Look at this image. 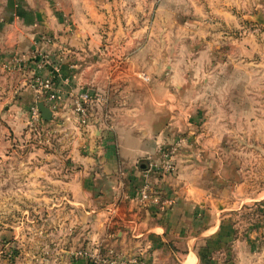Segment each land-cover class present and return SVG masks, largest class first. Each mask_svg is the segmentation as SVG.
Returning a JSON list of instances; mask_svg holds the SVG:
<instances>
[{"label": "crops", "instance_id": "1", "mask_svg": "<svg viewBox=\"0 0 264 264\" xmlns=\"http://www.w3.org/2000/svg\"><path fill=\"white\" fill-rule=\"evenodd\" d=\"M261 72L264 0H0V112L22 133L41 101L52 111L38 119L46 136L59 132L44 158L29 161L30 177L57 185L45 196L60 200L41 264H88L75 250L107 233L143 264H264L260 225L234 218L262 197H242L240 182L230 191L223 169L209 175L234 164L185 154L175 173L159 167L161 151L203 118L205 88L243 103L250 83L260 97ZM81 90L103 97L85 122L72 104ZM145 182L173 203L137 201Z\"/></svg>", "mask_w": 264, "mask_h": 264}, {"label": "rangeland", "instance_id": "2", "mask_svg": "<svg viewBox=\"0 0 264 264\" xmlns=\"http://www.w3.org/2000/svg\"><path fill=\"white\" fill-rule=\"evenodd\" d=\"M261 73L264 75V72ZM246 78L250 79L248 72ZM261 90L260 97L256 96V87L253 88L250 83L246 87L243 103L224 104L220 99L219 86L205 88L203 118L192 128V135L183 134L173 143L181 139L175 158L190 154L187 156L196 160L225 159L234 164L212 167L209 175L223 169L229 175L230 191L235 183L240 182L242 197H262L248 201L234 218L243 227L250 223L259 224L262 229L260 245H263V85ZM253 91L255 94H252ZM34 105L30 106V110ZM3 115L0 112V264H41L51 250L48 242L51 235H47L52 225L50 207L52 204L57 206L60 200L45 196L57 185L30 177L34 169L29 161L35 160V157L44 158L43 148L58 143L59 132H54L52 139H49L43 122L30 116L28 127L22 133H17ZM36 145H40L42 150H36ZM55 221L58 219L55 218ZM54 234L57 239L64 236L60 230Z\"/></svg>", "mask_w": 264, "mask_h": 264}, {"label": "built area", "instance_id": "3", "mask_svg": "<svg viewBox=\"0 0 264 264\" xmlns=\"http://www.w3.org/2000/svg\"><path fill=\"white\" fill-rule=\"evenodd\" d=\"M46 63L45 59H41L40 66H44ZM56 71L60 68L57 66ZM143 79L148 80V76L143 74ZM65 81H69L66 78ZM35 84L38 88L48 90L51 87V82L49 78L36 77ZM103 97L98 93H92L89 90H81L74 94L72 98L73 110L80 117L81 122H85L87 119V107L92 102H102ZM31 116L34 119H39L40 112L35 104L31 107ZM181 139H178L175 143L167 146L161 151V163L159 167L164 173H175L177 168L175 164V156L178 151ZM137 201L142 204H152L157 205L160 209H165L173 203V200L168 198H161L160 196L154 194L149 185L145 182L141 184L137 195L135 197ZM112 236V233H107L103 239H100L93 245L78 248L75 255L85 257L88 264H129L133 262L135 264H143L136 258H125L121 253L117 252L114 247H112L107 239Z\"/></svg>", "mask_w": 264, "mask_h": 264}, {"label": "water", "instance_id": "4", "mask_svg": "<svg viewBox=\"0 0 264 264\" xmlns=\"http://www.w3.org/2000/svg\"><path fill=\"white\" fill-rule=\"evenodd\" d=\"M37 107L39 109L41 118L43 120H50L52 117V111L50 110V108L48 106H46L43 102H38L37 103Z\"/></svg>", "mask_w": 264, "mask_h": 264}, {"label": "trees", "instance_id": "5", "mask_svg": "<svg viewBox=\"0 0 264 264\" xmlns=\"http://www.w3.org/2000/svg\"><path fill=\"white\" fill-rule=\"evenodd\" d=\"M203 258H205V256H204V255H202V261H203Z\"/></svg>", "mask_w": 264, "mask_h": 264}]
</instances>
